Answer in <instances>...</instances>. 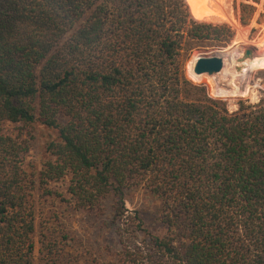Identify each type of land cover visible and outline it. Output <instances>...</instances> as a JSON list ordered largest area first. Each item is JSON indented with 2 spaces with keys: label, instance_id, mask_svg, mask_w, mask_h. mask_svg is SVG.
I'll list each match as a JSON object with an SVG mask.
<instances>
[{
  "label": "trees",
  "instance_id": "16d2710c",
  "mask_svg": "<svg viewBox=\"0 0 264 264\" xmlns=\"http://www.w3.org/2000/svg\"><path fill=\"white\" fill-rule=\"evenodd\" d=\"M243 2L246 23L262 0ZM227 4L0 0V264H36L33 192L67 178L77 209L110 202L122 223L114 264H264V97L230 113L182 60L190 44L231 43L197 21H231ZM36 122L58 133L39 172L4 128ZM134 188L160 202L163 237L140 241ZM62 233L42 235L41 264H79Z\"/></svg>",
  "mask_w": 264,
  "mask_h": 264
},
{
  "label": "rangeland",
  "instance_id": "374dc122",
  "mask_svg": "<svg viewBox=\"0 0 264 264\" xmlns=\"http://www.w3.org/2000/svg\"><path fill=\"white\" fill-rule=\"evenodd\" d=\"M242 3H244L243 0H228L226 13L231 21H202L194 18L199 22L229 27L234 37L228 46L213 47L209 43L201 46L190 44L182 51L187 78L195 84L206 86L209 95L225 102L230 113L238 110L240 102L257 104L264 97V46L260 45L264 43V0L254 5L255 11L246 23L242 22ZM247 50L252 51V58L255 57L254 63H257V67L254 70L249 68L246 74L238 73L236 71L242 69L235 65L243 61ZM220 52H224L225 55L233 53L235 57L232 64L229 61L225 62L224 67L228 70L226 78L229 81L223 79L222 72L213 76L204 75L200 80L189 72L188 66L192 61L196 62V57L213 56ZM245 75L246 78L240 80V77ZM234 76L238 79L231 85L229 83ZM247 88L250 95L242 97L241 92ZM225 90L229 93L223 94L222 91ZM4 128L13 138L28 142L29 151L25 156V167L29 171L39 172L44 161L50 158L47 147L51 141L58 140V133L45 128L41 122H36L29 127L7 123ZM68 187L69 179L67 178L49 184L48 189L53 191V194L44 195L38 187L33 192L37 227L36 264L42 263L39 241L48 231L51 234L55 231L56 236L59 235V237L63 232L62 234L68 237L64 241L72 247L70 256L79 260V264H114L121 251L118 229L122 223L116 221L111 215L110 202L105 204L108 206L105 214L77 209L70 198ZM125 201L129 213L131 215L136 213L140 217L146 231L140 235V241H144L147 235L163 237L166 234L167 229L159 221L161 208L159 201L141 188L127 191Z\"/></svg>",
  "mask_w": 264,
  "mask_h": 264
},
{
  "label": "bare ground",
  "instance_id": "6f19581e",
  "mask_svg": "<svg viewBox=\"0 0 264 264\" xmlns=\"http://www.w3.org/2000/svg\"><path fill=\"white\" fill-rule=\"evenodd\" d=\"M242 39V38H241ZM240 41V40H239ZM243 42V41H242ZM260 45L262 46H264V43H260ZM260 47V46H259ZM262 48V47H261ZM264 48V47H263ZM264 50V49H263ZM263 50H260V51H263ZM218 55H220V56H222L223 58H224V66H225V62H227V61H229L231 64H232V62L234 61V54L232 53V54H228V55H225V53L224 52H220V53H218ZM199 57H196V61H197V59H198ZM254 60H255V57H253V58H248L247 60H244V61H241V62H239L238 64H236L235 65V67H241V69L242 70H240V71H236V72H238V73H242V74H246L247 73V71H248V69L250 68V70H254L256 67H257V63L255 62L254 63ZM235 63H236V61H235ZM195 64H196V62H191L190 64H189V66H188V69H189V72L196 78V79H198V80H200L202 77H204V75H201V76H196L195 74H194V72H193V69H194V66H195ZM251 66V67H250ZM222 76H223V79L224 80H227V81H229L226 77H228V70H227V68L226 67H224V69L222 70ZM246 78V75L245 76H242V77H240V80H243V79H245ZM237 77L236 76H234L233 78H232V80H231V83H229V84H234L236 81H237ZM217 82V81H216ZM229 84H227L228 86H231V85H229ZM244 87V86H243ZM251 89V88H250ZM227 90V89H226ZM226 90L225 91H222V93L223 94H228L229 92H226ZM242 93V97H244V96H247V95H250V91L248 90V88L245 90V91H242L241 92ZM253 95V94H252ZM254 96V95H253Z\"/></svg>",
  "mask_w": 264,
  "mask_h": 264
},
{
  "label": "water",
  "instance_id": "95a60500",
  "mask_svg": "<svg viewBox=\"0 0 264 264\" xmlns=\"http://www.w3.org/2000/svg\"><path fill=\"white\" fill-rule=\"evenodd\" d=\"M252 51L247 50L245 52L243 61L252 58ZM224 68V58L218 54H214L213 56H201L197 59L196 64L194 66L193 72L196 76L201 75H216L222 72Z\"/></svg>",
  "mask_w": 264,
  "mask_h": 264
}]
</instances>
